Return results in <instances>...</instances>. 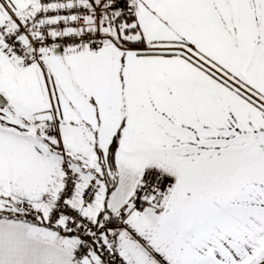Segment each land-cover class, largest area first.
Masks as SVG:
<instances>
[{
	"label": "snow or ice",
	"instance_id": "6c2138e0",
	"mask_svg": "<svg viewBox=\"0 0 264 264\" xmlns=\"http://www.w3.org/2000/svg\"><path fill=\"white\" fill-rule=\"evenodd\" d=\"M0 264H264V0H0Z\"/></svg>",
	"mask_w": 264,
	"mask_h": 264
}]
</instances>
